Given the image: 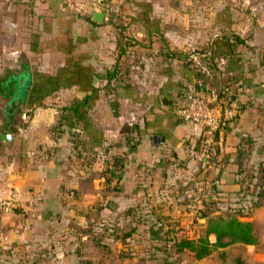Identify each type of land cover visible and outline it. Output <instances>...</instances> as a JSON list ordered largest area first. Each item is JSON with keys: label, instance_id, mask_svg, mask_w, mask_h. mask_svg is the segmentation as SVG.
Listing matches in <instances>:
<instances>
[{"label": "crops", "instance_id": "crops-1", "mask_svg": "<svg viewBox=\"0 0 264 264\" xmlns=\"http://www.w3.org/2000/svg\"><path fill=\"white\" fill-rule=\"evenodd\" d=\"M96 7H102L100 21L91 15ZM121 38L130 41L116 57ZM193 50L218 54L216 76L233 95L224 116L234 118L218 138L174 110L197 78ZM115 60L127 68L118 67L107 83ZM23 80L29 87L14 91L6 111L5 83ZM90 84L97 90L86 120L57 123L60 107L83 97ZM210 84L203 94L214 103ZM263 130L264 0H0V132L10 135L0 138V197L13 202L1 214L9 247L0 253V264H29L36 257L79 263L73 248L58 254L52 247L74 243L71 227H83L90 194L105 198L101 211L154 207L167 215L168 208L173 214L166 222L177 214L186 220V211L202 207L200 199L208 195L178 203L186 192L182 185L198 177L217 182L219 190L233 188L230 159L237 143L251 151L249 157L260 155L254 150L262 146ZM215 144L226 157L223 167L209 162L207 149ZM100 158L120 160L115 186L106 188L100 175L91 176V163ZM242 219L251 222L255 242L233 243L245 246L241 258L262 264L264 202ZM258 223L262 232H256ZM178 258L175 264L182 263ZM192 258L195 264H218L210 254Z\"/></svg>", "mask_w": 264, "mask_h": 264}, {"label": "rangeland", "instance_id": "rangeland-1", "mask_svg": "<svg viewBox=\"0 0 264 264\" xmlns=\"http://www.w3.org/2000/svg\"><path fill=\"white\" fill-rule=\"evenodd\" d=\"M101 8L99 7V9ZM128 41L130 40L121 38L119 44L126 45ZM129 54L130 53H128V56ZM123 61H125V58ZM124 67L125 69L127 68V66L124 65L119 68L121 69ZM22 92V90L19 91L20 94H22ZM225 98L226 99L223 101L224 115L229 101L228 97ZM231 117L234 118V116ZM231 117L226 118L230 120ZM60 120L61 118L57 121ZM82 121L83 119H80L78 122L81 123ZM125 126L126 124L123 127ZM259 135L261 137L258 143H262V146H256L254 151L257 154H259L257 148L260 152H264V130L261 131ZM213 150L214 147L212 145L211 151ZM94 152L96 153V150ZM99 152L101 153V146L100 151L97 153ZM250 153L251 151H248L243 159L239 167L240 172L232 176L231 181L233 183V188H222V190H219L216 189L217 182L209 181L203 183L201 180L204 178L200 179L198 177L196 179H188L182 185L183 191L186 190V192L182 193L183 197L176 202L182 204L193 202L194 204L195 200L193 198L197 197L199 199L202 192L208 196L204 195L201 197L200 204L203 205L202 207L197 208V205H194V207H190V212L186 211L188 216L186 220L182 218L184 214L173 215L171 218L173 222H175V228L173 230L167 227L164 228L165 230L161 229L162 226H159L157 222L153 220L157 215L156 212L153 210L151 211V209L139 210L133 208V210H128L125 208L120 214L119 212L112 211V209L101 211V206L104 203L106 204L105 198L101 200V196L96 195L95 198L90 194L89 201L91 206L82 211L83 227L77 225L71 227V237H74V243L67 246V243L55 242L52 249L60 254V252L73 248L82 257L77 264H166L168 262L175 264L174 262L177 261L178 257L179 261L182 262L181 264H195L190 250L182 249L177 253L178 251L174 249V244L171 240L169 241L165 238H168L170 235L175 239L177 237L193 238L202 235L206 225V219L209 216L228 214L243 220L242 216L251 215L254 209L264 202V198L260 196L261 191L264 190V178L261 177L263 172L259 170L260 167H264V153L252 156V158L249 157ZM95 156H91L92 160ZM98 161L99 162L91 163L93 167H96L91 169V176L98 177L100 175L99 182L100 184L102 182L106 188L115 186L116 183H113L112 180L116 172H111L109 170L110 166H108L109 163L101 162V158ZM105 164H107V166L101 170L102 166L104 167ZM210 164L212 166H218L212 162ZM233 168L234 172L236 166L234 165ZM165 211L167 214L170 213V210ZM158 214L162 215L164 218L166 217L165 214H161L160 212ZM135 221L138 222V225L135 224ZM134 227L135 230L132 234H124ZM255 228L256 232L263 231V227L260 223H258ZM2 230L6 234L4 228H2ZM156 230L159 232V236L161 235L164 239H159V236L153 237L151 235V232ZM162 232H166L167 236H162ZM82 234L84 238L80 239ZM7 239L9 242L8 235ZM227 245L226 250H216L215 248L209 253L215 258L218 264H243L244 262L248 264L254 262L251 256L246 259L240 257L241 250L246 249L243 244L230 243ZM263 246L264 244H258L259 252H261L260 250ZM6 249L0 250V253L4 250L6 251ZM55 260L56 259H50L48 263L43 261L41 264H58V261ZM208 261L210 260L207 259L206 263Z\"/></svg>", "mask_w": 264, "mask_h": 264}, {"label": "trees", "instance_id": "trees-1", "mask_svg": "<svg viewBox=\"0 0 264 264\" xmlns=\"http://www.w3.org/2000/svg\"><path fill=\"white\" fill-rule=\"evenodd\" d=\"M236 42H242V40L237 36L233 35ZM119 48H117V54L116 57H119L120 54H124V45H117ZM171 55H176L177 51L170 50L169 51ZM192 54L198 56V60L196 61V66L198 68L197 70V78L200 79L206 83L209 81L211 83L210 85L213 86L216 100L214 101L213 105L217 109V117L219 121L218 128L213 131V137L218 138L219 133L224 130V128L227 125V122L229 119L224 117V107H223V101L226 99L225 97H228L229 99L233 96L232 93H229L226 89V85L221 83V80L216 76L217 73V67H216V58L218 57V54L213 51H204V50H193L191 51ZM217 55V56H216ZM195 66V67H196ZM118 71V63L117 60L112 64V66L106 71V82L108 83L109 80L113 77H116L119 72ZM97 87L90 84L89 90L85 95L79 99H74L69 101L66 105H62L60 107L61 115L59 118H61L60 121H57V123H62L65 121V123H72L73 120L83 119L86 120V115L84 114L85 111L90 107L92 104V100L94 98V95H96ZM231 120V119H230ZM241 140L237 143V146L235 147L233 153V157L230 159V162L236 166V169L234 170V173L240 172V165L247 155V152L245 148H243L240 144ZM214 150L211 151V149H208V152H210L209 155V162L215 163V165H218L219 167H223L225 165V156L224 155H218L220 152V149L217 145H214ZM229 161V160H228ZM120 164V165H119ZM111 167H109V170L111 172H116L115 176H118L117 171L119 170V167L121 166L120 160L111 161L109 163ZM259 170L263 172L261 174V177L264 178V167H260ZM264 198V190L260 193ZM139 209L135 206L128 207L126 209L133 210ZM140 210V209H139ZM156 212V217L153 219L159 226H166L167 228H171L172 230L175 228V222L173 220L167 221L164 220V217L161 214H164L162 209H156L154 207L151 208V211ZM168 210V208H166ZM171 213H168L166 216H170ZM161 228V227H160ZM165 228V227H164ZM161 228V229H164ZM165 230V229H164ZM167 230V229H166ZM133 231V228L129 229L125 235H130V233ZM151 232V231H150ZM159 232L153 231L151 232V235L153 237L159 236ZM164 237H166V232H162ZM209 234L214 235V239L210 240L208 238ZM159 239H164L159 236ZM166 240H171V242L174 244L175 250H182V249H188L192 252V255L195 258L203 257L211 252L212 249H215L217 247H223L227 244L233 243V242H242V243H254L255 242V236L252 232V225L249 220H240L236 216L233 215H215V216H209L206 219V225L203 231L202 235H199L197 237H181V238H174L171 235ZM44 259L39 260L38 257L31 260L29 264H41ZM46 262V261H45Z\"/></svg>", "mask_w": 264, "mask_h": 264}, {"label": "built area", "instance_id": "built-area-1", "mask_svg": "<svg viewBox=\"0 0 264 264\" xmlns=\"http://www.w3.org/2000/svg\"><path fill=\"white\" fill-rule=\"evenodd\" d=\"M222 62V58H218ZM204 83L201 78L195 79L192 85L187 86L182 93V97L175 104V112L181 120L191 123H198L207 131L213 132L218 128L219 121L217 109L212 100L203 94ZM13 206L9 197H0V250L8 248L7 235L3 232L1 226V213L8 211ZM263 255L262 264H264V247L261 248Z\"/></svg>", "mask_w": 264, "mask_h": 264}, {"label": "water", "instance_id": "water-1", "mask_svg": "<svg viewBox=\"0 0 264 264\" xmlns=\"http://www.w3.org/2000/svg\"><path fill=\"white\" fill-rule=\"evenodd\" d=\"M91 15H92V18L94 20L100 21L103 17V11L99 8H94ZM28 87H29V82L27 80H23L21 82V84H19L18 82H12V83L7 82V83H5L4 92H1V97H2L1 99L3 100L4 109L7 111L9 106L13 104V102L15 100L14 96L16 94V92H14V91L17 90V88L18 89H25ZM7 137H10V135L8 133L0 132V138L4 139Z\"/></svg>", "mask_w": 264, "mask_h": 264}]
</instances>
